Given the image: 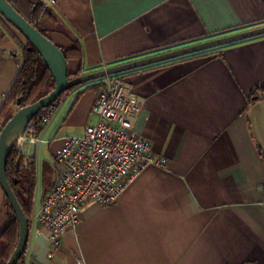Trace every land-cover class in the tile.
Wrapping results in <instances>:
<instances>
[{
	"label": "crops",
	"instance_id": "crops-1",
	"mask_svg": "<svg viewBox=\"0 0 264 264\" xmlns=\"http://www.w3.org/2000/svg\"><path fill=\"white\" fill-rule=\"evenodd\" d=\"M43 1L49 37L82 45L70 72L264 24V0ZM1 20L0 107L26 42ZM127 77L144 101L134 128L165 165L146 167L113 204L84 205L52 256L47 233L32 223L26 264H264V34ZM94 83L70 91L40 133L51 155L96 122ZM2 207L0 191V235L9 223Z\"/></svg>",
	"mask_w": 264,
	"mask_h": 264
},
{
	"label": "built area",
	"instance_id": "built-area-1",
	"mask_svg": "<svg viewBox=\"0 0 264 264\" xmlns=\"http://www.w3.org/2000/svg\"><path fill=\"white\" fill-rule=\"evenodd\" d=\"M127 78L122 73L103 79L92 104L97 122L88 125L83 134L65 136L55 153L58 170L54 183L33 215L40 226L37 232L47 233L52 247L49 256L61 247L63 237L76 228L84 205L113 204L146 167L165 165L163 158L153 151L151 141L134 128L144 101ZM54 110L55 106L45 107L30 119L16 142L22 153L26 143L40 140L32 131L45 125ZM31 158L29 155L27 161Z\"/></svg>",
	"mask_w": 264,
	"mask_h": 264
},
{
	"label": "trees",
	"instance_id": "trees-1",
	"mask_svg": "<svg viewBox=\"0 0 264 264\" xmlns=\"http://www.w3.org/2000/svg\"><path fill=\"white\" fill-rule=\"evenodd\" d=\"M10 2L21 15H23L34 26H36L42 33L48 35L47 32L48 30L45 27L43 20L46 17H51L52 14L49 10V7L47 6L46 3H44L43 0H10ZM1 23H2V27L4 28L3 30H6L12 35H15V32L10 28V26L7 23H5L3 20H1ZM237 27H231L228 29H235ZM218 33H220V31H216L214 34H218ZM252 37H248V38H252ZM231 43L234 42L185 54L182 56L171 58L170 60L168 59L150 65L166 63L180 58H187V57L190 58L202 54L206 51L213 50L215 48H220L222 46ZM20 46H21V61L19 63L18 71L11 83L9 90L6 92L2 105L0 107V132L4 127V125L7 123L8 119L12 117L13 113L18 108L28 104L30 105V103L35 102L36 100L40 99L42 96H46L55 88L56 85V79L54 78L52 71L50 70L49 66L47 65V63L45 62L39 51L36 49V47L31 42H29L28 39H26L25 43L20 41ZM60 48L62 49L68 60L71 58H76L79 60L83 59V53H82L83 48L81 43L77 40H75L68 47L60 46ZM150 65H146V66H150ZM146 66H141L131 70L123 71L120 72L119 74L122 73L127 74L132 72L133 70L143 68ZM82 73H83V68L81 66V68H79L78 71L76 72L69 71V78L80 75ZM104 78L106 77L103 76L95 79L93 78L91 80L84 81L81 84L76 85L64 91L60 95V97L56 100V102L54 101L50 106H55V110H56L59 104L70 93V91L88 82L95 81L96 83H94V85L98 86L100 89L101 86L103 85ZM45 127L46 125L44 127L38 126L37 131L35 132L40 134L41 132L44 131ZM23 157L25 156L22 153V151L17 146H13L8 156L7 176L13 190L15 191V194L19 202L21 203L27 217L29 218L30 228H31L33 214L35 211L34 208L36 206V200L34 196V190L36 185V181H35L36 165H35V160L33 159L27 166H25ZM43 169H45L44 171L45 176H44L42 198L54 183L56 176L55 172H51L50 170L51 166L49 165V163L44 162ZM2 209L5 215L7 216L9 223L6 226V228L3 230L2 234L0 235L1 236L0 240L3 242L2 248H0L1 249L0 264H4L5 262H7L19 238V223L17 220V215L13 210V206L11 205V202L9 201L6 195ZM25 248L26 249L21 255L17 264H26L29 257L30 259H32V256L29 255L28 248L27 247Z\"/></svg>",
	"mask_w": 264,
	"mask_h": 264
},
{
	"label": "water",
	"instance_id": "water-1",
	"mask_svg": "<svg viewBox=\"0 0 264 264\" xmlns=\"http://www.w3.org/2000/svg\"><path fill=\"white\" fill-rule=\"evenodd\" d=\"M0 14L10 22L26 39L31 42L52 71L56 79L55 88L46 96H42L30 105L18 108L0 132V183L5 195L8 197L13 210L17 215L19 223V238L11 256L4 264H17L21 255L25 251L30 235V221L27 217L21 203L19 202L15 191L13 190L7 176L8 156L17 142L18 136L27 126L30 119L43 108L48 107L60 97V95L84 81L103 77L108 74L120 73L141 66L170 60L178 56L193 53L200 50L209 49L215 46H221L230 42L238 41L244 38L264 34V24L246 30H240L228 34L213 36L191 44L171 48L154 54L128 60L122 63L110 65L98 70L82 73L69 78L68 59L60 46L55 43L48 35L42 33L36 26L21 15L11 4L10 0H0ZM15 133V134H14ZM16 135L12 137L11 135Z\"/></svg>",
	"mask_w": 264,
	"mask_h": 264
},
{
	"label": "rangeland",
	"instance_id": "rangeland-1",
	"mask_svg": "<svg viewBox=\"0 0 264 264\" xmlns=\"http://www.w3.org/2000/svg\"><path fill=\"white\" fill-rule=\"evenodd\" d=\"M51 2V1H50ZM55 3V2H54ZM7 23L8 25H10L13 29H15L16 31H18L10 22H5ZM257 26H260V25H257ZM252 27H256L255 26H250V27H247V28H252ZM247 28H242V29H239V30H231V31H228V32H223V33H220L221 35L223 34H228V33H232V32H236V31H240V30H246ZM19 32V31H18ZM22 34V33H20ZM218 34V35H220ZM23 35V34H22ZM218 35H215V36H218ZM24 36V35H23ZM25 37V36H24ZM210 38V37H209ZM26 39V38H25ZM204 39H207V38H204ZM204 39H201V40H204ZM245 39V38H244ZM200 41V40H199ZM121 74L119 73H115L113 75L111 74H108V75H105V77L107 76H120ZM68 97H66L67 99ZM50 106V105H49ZM55 111V110H54ZM39 113V112H38ZM37 113V114H38ZM36 114V115H37ZM34 118V117H33ZM51 118V117H50ZM97 119V116H95V120ZM50 121V119L48 120V122ZM8 122V121H7ZM48 122L45 124V125H48ZM97 122V120H96ZM95 122V123H96ZM45 125H43L42 127H44ZM37 128H35L32 132L36 135H38V137L40 136V134H38L37 132ZM40 138V137H39ZM41 139V138H40ZM48 139V138H46ZM14 146H17L16 144ZM23 148H26L28 150V153L30 155L31 158V161L33 159H35V165H36V171H35V181H36V185H35V190H34V196H35V200H36V207L34 208L35 211H34V214L37 212V208L40 207V204L42 202V192H43V186H44V171L45 169H43V163L44 162H48L49 165L51 166V172H55L58 170L57 169V165L55 163V158L53 155H51L49 152H51V148H50V145H48V142H45L44 140H38L37 143H26ZM50 150V151H49ZM34 157V158H33ZM36 157V158H35ZM24 158V157H23ZM25 159V158H24ZM31 161H27L26 159L24 160V164L25 166H27ZM26 162V163H25ZM0 191L3 193V202H4V199H5V193L2 189V186H1V183H0ZM38 204V205H37ZM33 214V215H34ZM32 223H34L33 219H32ZM32 223H31V226H32ZM28 247V244L27 246ZM1 248V247H0ZM52 248V247H51ZM15 249V248H14ZM1 250V249H0ZM14 251V250H13ZM50 253V251H49ZM0 254H1V251H0ZM12 254V253H11ZM1 258V257H0Z\"/></svg>",
	"mask_w": 264,
	"mask_h": 264
},
{
	"label": "bare ground",
	"instance_id": "bare-ground-1",
	"mask_svg": "<svg viewBox=\"0 0 264 264\" xmlns=\"http://www.w3.org/2000/svg\"><path fill=\"white\" fill-rule=\"evenodd\" d=\"M14 134H15V133H14ZM14 134H12L11 136H12V137L14 136V138H15L16 135H14Z\"/></svg>",
	"mask_w": 264,
	"mask_h": 264
}]
</instances>
